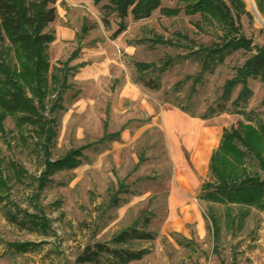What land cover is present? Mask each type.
Wrapping results in <instances>:
<instances>
[{"label": "rangeland", "instance_id": "1", "mask_svg": "<svg viewBox=\"0 0 264 264\" xmlns=\"http://www.w3.org/2000/svg\"><path fill=\"white\" fill-rule=\"evenodd\" d=\"M243 1L251 15L240 17L243 35L252 41L253 49L264 48V15L256 0L253 8ZM53 6L57 18L50 25L56 36L49 48L51 69L75 52L78 58L70 65L84 66L69 79L64 110L56 115L52 159L87 148L82 165L55 174L41 194L39 206L50 222L47 234L30 223H11L9 214L22 220L26 213L37 214L32 195L43 164L33 133L26 131L23 142L14 122L6 120L0 152L11 192L8 196L0 192V264H77L86 247L109 244L116 234L134 226L155 239L133 241L131 250L148 254L130 264H264V212L245 207L249 214L241 219L238 206H232L229 216L224 204L204 201L201 187L212 181L210 172L196 167L195 151L185 149L181 132L170 136L160 117L162 110L177 108L203 122L212 132L210 153L226 128L246 122L248 116L256 126L264 123V83L259 78L248 81L253 96L245 114H238L231 102L225 103V113L219 111L225 83L251 53L240 50L213 65V71H203L190 52L218 44L220 34L213 24L198 32L194 23L201 19L199 15L188 16L182 10L176 17H163L157 10L148 20L136 22L129 17L127 30L113 40L119 20L111 17L106 28L100 8L91 2L70 5L57 0ZM179 6L177 0L162 1V7ZM84 24L90 30L81 38ZM177 34L188 37V42H179ZM156 35L180 46L154 45L150 41ZM168 59L173 62L166 72L145 75L148 86L133 65L161 66ZM241 89L234 91L233 100ZM117 132L121 133L117 141H101L107 133ZM11 162L25 170L21 182ZM248 164L253 173L264 176L257 161ZM116 196L118 203L112 206ZM209 212L220 227L216 237L207 228V223L212 226L206 219ZM146 219L150 223L144 227ZM21 244L32 250L17 251Z\"/></svg>", "mask_w": 264, "mask_h": 264}, {"label": "trees", "instance_id": "2", "mask_svg": "<svg viewBox=\"0 0 264 264\" xmlns=\"http://www.w3.org/2000/svg\"><path fill=\"white\" fill-rule=\"evenodd\" d=\"M100 8L102 22L106 28L111 26V17L115 16L118 28L112 35L116 39L127 30L126 20L144 21L152 17L154 12L160 11L163 17H176L183 10L188 16L199 15L201 19L194 23L198 32H205L208 25H216L220 35V42L211 47H201L190 52L191 56L202 64L203 71H213V65L224 62L226 56L240 50L251 53L244 64L237 69L235 77L228 80L222 93V105L219 111L226 112L225 103L231 102L243 115L244 108L253 96L248 81L259 78L264 83V48L253 49L252 41L247 39L239 24L241 15H249L243 0H177V8L162 7L163 0H91ZM57 0H0V133L6 135L5 122L11 119L19 137L26 141V131L33 133L37 140V149L42 158L43 170L34 179L35 190L32 200L37 214H25V219L9 214L11 223L26 226L30 223L37 230L47 234L50 222L43 215L39 206L42 192L47 188L50 179L57 173L73 171L82 165L83 151L87 147L69 151L58 160L52 159L51 148L57 137L56 115L64 110L66 93L71 89L69 79L73 78L80 66H71V62L78 58V52L59 67L51 69L49 48L56 40L50 25L57 18L55 5ZM259 12L264 15V0H256ZM251 16V15H249ZM89 26L83 25L81 38L89 32ZM177 40L188 37L177 34ZM154 45L178 47L173 39L168 40L156 35L151 40ZM255 51V52H253ZM171 59L157 66L154 63H138L133 65L141 74V81L149 85L145 75L151 72L163 74ZM241 86L238 96L233 100L234 91ZM107 126H105L106 128ZM119 133L106 134L101 141L119 139ZM248 161H257L264 171V123L258 126L247 121H241L237 126L226 128L223 132L219 147L213 152L210 160L209 172L212 181L202 184L204 201H212L227 206L230 216L232 206H238L239 215L243 219L249 211L244 208H255L264 212V176L253 173ZM3 159L0 152V192L5 196L11 192L7 177L4 175ZM10 168L17 181L21 182L26 172L23 168L10 163ZM122 191V190H121ZM119 191V193L121 192ZM118 195V193H117ZM3 198H0V202ZM118 203L117 196L112 199V206ZM206 219L207 228L214 237L220 234L218 221L209 212ZM208 222V221H207ZM150 223L146 219L144 227ZM155 237L152 233L143 231L136 226L116 234L109 244L96 243L85 248L77 258V264H130L138 262L148 254L147 250H131L133 241H151ZM19 252H28L27 244L16 248Z\"/></svg>", "mask_w": 264, "mask_h": 264}, {"label": "crops", "instance_id": "3", "mask_svg": "<svg viewBox=\"0 0 264 264\" xmlns=\"http://www.w3.org/2000/svg\"><path fill=\"white\" fill-rule=\"evenodd\" d=\"M64 1L70 5H73L75 2H91L93 4L91 0ZM83 66H81L80 68H82ZM160 117L163 121L165 129H167L170 136L173 135L175 132H181L184 137L185 149L189 151H195L196 156L194 162L196 167L206 169L205 171L209 172L211 156L213 152L219 147L223 132L218 140L216 147H214L213 151L210 153L211 147H213L212 143L209 142L212 132L207 127H205L203 122H200L199 120L194 118L187 117L186 114H184L180 109L177 108L173 110H162ZM175 119L178 120L181 124L177 125ZM105 129H107V127ZM117 133H119V135L121 134L120 132ZM205 148L208 149L206 150Z\"/></svg>", "mask_w": 264, "mask_h": 264}, {"label": "bare ground", "instance_id": "4", "mask_svg": "<svg viewBox=\"0 0 264 264\" xmlns=\"http://www.w3.org/2000/svg\"><path fill=\"white\" fill-rule=\"evenodd\" d=\"M249 1V3H250V5L252 6V8L254 7V2H253V0H248ZM206 150L208 149V148H205Z\"/></svg>", "mask_w": 264, "mask_h": 264}, {"label": "water", "instance_id": "5", "mask_svg": "<svg viewBox=\"0 0 264 264\" xmlns=\"http://www.w3.org/2000/svg\"><path fill=\"white\" fill-rule=\"evenodd\" d=\"M255 12H256V10H255ZM257 14V13H256ZM256 17L260 20V18H259V16L258 15H256ZM262 22V21H261ZM263 23V22H262ZM264 24V23H263Z\"/></svg>", "mask_w": 264, "mask_h": 264}]
</instances>
